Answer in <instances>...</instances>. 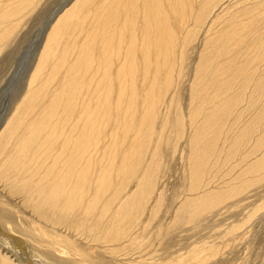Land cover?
<instances>
[{"label":"bare ground","instance_id":"obj_1","mask_svg":"<svg viewBox=\"0 0 264 264\" xmlns=\"http://www.w3.org/2000/svg\"><path fill=\"white\" fill-rule=\"evenodd\" d=\"M70 1L43 21L42 46L0 126V264H92L65 259L64 244L75 243L137 249L127 264H210L247 232L230 226L223 240L199 239L161 262L147 251L153 232L141 218L163 201L150 180L171 114L182 116L173 129L191 177L174 224L183 209L194 219L198 207L236 195L234 174L263 172L264 0H76L65 10ZM33 2L0 0V40ZM200 33L181 109L175 95Z\"/></svg>","mask_w":264,"mask_h":264},{"label":"rangeland","instance_id":"obj_2","mask_svg":"<svg viewBox=\"0 0 264 264\" xmlns=\"http://www.w3.org/2000/svg\"><path fill=\"white\" fill-rule=\"evenodd\" d=\"M74 1L76 0L70 1V4H68L65 10L71 8ZM61 2L62 0H34L32 3L33 5L31 4L28 6L29 8L24 14L16 19L18 21L16 27H13L10 33L3 32V39L0 40V126L7 120V118H4L5 116L9 117L13 114L12 108L14 106L12 101L16 99L15 95H19L22 92L21 89L24 84V76L27 73L29 65L33 62L34 58H36L42 46L43 40L41 39L37 42L36 34L39 32L38 30L45 25L46 22L43 21L49 17L50 13L52 14L56 11L57 6ZM4 30L6 29L4 28ZM200 34H198L197 40H193L187 47L190 50L187 51L188 55L186 54L183 70L184 74L182 78H180L182 80H180L179 90L176 92L178 94H174L177 97H175V99L179 103L178 106H183L182 108L180 107L181 109H186L185 106L189 98L188 88L193 80V67L196 66V57H198V53L202 49H200L201 43L206 36ZM6 38L7 40L5 41ZM38 44H40L39 47H37ZM196 51L198 53H196ZM195 54L197 55L195 56ZM189 74H191V76ZM11 75L12 78L7 80ZM185 77L186 80L184 79ZM189 80L190 84H188ZM182 82L183 84L181 85ZM259 100H262V98ZM253 107L257 108L256 104ZM261 110L262 108L260 107L257 109L258 112ZM171 116V120L169 119L170 127H168L169 129L167 128L168 131H164L166 141L160 145L161 157L159 159L158 178L150 180V183L156 184L154 195L160 194L163 201L159 204L156 209L157 211L153 213V215L144 213L141 218L143 225H145L150 232H153L151 238L146 240L148 244H150L147 251L155 252V257L153 259L156 261L166 262L170 258L177 257L179 252L177 254H172L173 251H181L182 249L184 250L191 247L193 244L196 245L199 239H201L200 242L205 239H209L210 242L212 240H223L224 236L227 234V229L230 228V226H235L241 227L242 230L244 229V231L247 232L248 239L242 241V243H240L239 239L235 241L236 243L230 242V247L223 249L222 255L216 256L217 258L215 257L212 259L211 263L264 264V170L263 172L255 173V176L245 173L234 174L233 177L235 180L233 181L232 179L229 186L238 188V193L236 195H226L223 197L220 204L214 203L203 209H201L202 207H198V214L194 219H189V215L187 214L189 209H183L181 211L179 223L174 224L176 211L180 207L182 201H184V198L189 196L191 177H189V153L185 139L179 137L176 139V133L179 132L181 128L177 127L176 131L173 129L175 125L173 121L175 118L182 120V116H180L179 112L178 114H171ZM257 116H259L260 119L261 114H257ZM261 118L264 119V114H262ZM263 119H261V122L256 121V127H260L261 124L264 131ZM228 122H230V120H228ZM243 122L246 123L247 121ZM227 125L230 126L231 123ZM240 125V121L232 123L234 129H238ZM261 130L258 131L261 132ZM251 142L250 147L252 146ZM175 143H177L178 146L173 152V145ZM221 170L225 173L226 168ZM224 176L225 175H219V178H221V180H226L225 178H227V176ZM151 196L153 198V194ZM151 205H153V203ZM12 218L15 220H13V223L19 224L17 223L19 220H17L15 216H12ZM247 224L250 226L247 227ZM167 229L169 231L163 233V230ZM241 229L235 232L239 233L240 231V233H244ZM17 230L19 229L16 227L12 232L19 233V235L23 237L26 236L25 234V236L23 235L21 230V234ZM237 236L238 235H236V237ZM64 245L68 247V252L65 255L66 260L77 259L80 255L87 259H92V264H127L129 260L133 261V259L135 260L137 256H139L138 254L136 255L137 249H107V253H102L101 249H95L91 252L81 248L77 243L73 246ZM94 245L95 244H92L91 246L97 247ZM231 247L234 250H232ZM109 252H111V254ZM92 256H99L104 262L91 258ZM135 261L137 262V259Z\"/></svg>","mask_w":264,"mask_h":264}]
</instances>
